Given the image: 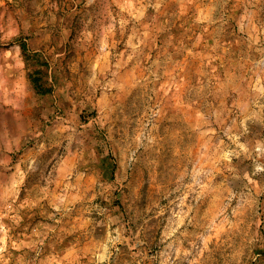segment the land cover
Listing matches in <instances>:
<instances>
[{"label": "rangeland", "instance_id": "374dc122", "mask_svg": "<svg viewBox=\"0 0 264 264\" xmlns=\"http://www.w3.org/2000/svg\"><path fill=\"white\" fill-rule=\"evenodd\" d=\"M0 85V264H264V0H0Z\"/></svg>", "mask_w": 264, "mask_h": 264}, {"label": "bare ground", "instance_id": "6f19581e", "mask_svg": "<svg viewBox=\"0 0 264 264\" xmlns=\"http://www.w3.org/2000/svg\"><path fill=\"white\" fill-rule=\"evenodd\" d=\"M19 82H20V81H19ZM21 83H22V81H21ZM18 84H19V83H18ZM18 84H17V85H18ZM21 85H22V84H21ZM21 87H22V86H21ZM21 87H20V88H21ZM22 89H23V88H22ZM17 95H18V94H17ZM20 100H21V99H20Z\"/></svg>", "mask_w": 264, "mask_h": 264}, {"label": "crops", "instance_id": "0c3cea01", "mask_svg": "<svg viewBox=\"0 0 264 264\" xmlns=\"http://www.w3.org/2000/svg\"><path fill=\"white\" fill-rule=\"evenodd\" d=\"M0 90H1V85H0Z\"/></svg>", "mask_w": 264, "mask_h": 264}]
</instances>
